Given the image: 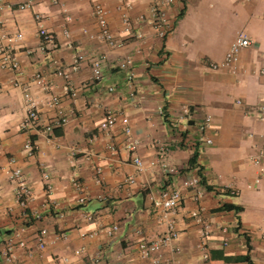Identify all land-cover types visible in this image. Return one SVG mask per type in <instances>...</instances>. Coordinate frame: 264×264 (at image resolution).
Segmentation results:
<instances>
[{"label":"crops","instance_id":"1","mask_svg":"<svg viewBox=\"0 0 264 264\" xmlns=\"http://www.w3.org/2000/svg\"><path fill=\"white\" fill-rule=\"evenodd\" d=\"M17 1L6 0L0 26L2 32L22 35L2 41L14 53L19 72L0 69V248L7 234L22 227L34 254L26 258L16 251V264H90L98 250L100 264H201L200 215L212 224L206 264H264L259 239L264 234V115L248 111L264 102V0H173L160 6L170 26L163 37L148 21H136L159 0H31L26 10H16ZM94 3L106 10L107 27L120 47L95 37ZM36 14L49 40L38 35ZM239 29L253 44L239 52L236 73L210 69ZM77 54L83 58L75 61ZM125 56L132 65L121 69L118 62ZM93 57L101 58L99 80L91 76ZM58 70L68 73V90ZM36 74L41 84L34 81ZM50 96L57 105L47 104ZM28 102L36 110L35 127L23 126ZM106 109L128 119L129 134L119 122L99 129ZM58 111L66 123L46 131ZM205 114L211 117L210 128L200 133ZM204 137L211 143L205 144ZM129 140L136 141L133 151L126 147ZM26 143L36 148L28 152ZM133 156L143 163L140 170ZM156 160L176 172L162 171L158 162L149 165ZM14 167L30 190L25 206L17 203L16 184L8 178ZM127 176L132 183L124 182ZM194 176L200 197L180 186ZM172 186L181 191L180 204L163 216L152 208V197ZM78 197L85 202L78 203ZM168 220L177 237L141 257L136 243L164 233ZM113 223L118 230L110 237L106 229ZM222 226L229 231L225 246ZM38 228L46 230L40 252L34 248ZM92 231L97 234L89 236ZM211 250L246 256L248 263L212 259Z\"/></svg>","mask_w":264,"mask_h":264},{"label":"built area","instance_id":"2","mask_svg":"<svg viewBox=\"0 0 264 264\" xmlns=\"http://www.w3.org/2000/svg\"><path fill=\"white\" fill-rule=\"evenodd\" d=\"M173 0H159L156 3H152L147 11V15H139L136 18V21H142L146 20L148 21L153 28L155 29L157 35L159 37L165 36L170 26L167 22V14L163 7V5L170 4ZM52 4H57L58 0H51ZM32 5L31 0H18L15 4L16 10H26L30 9ZM7 6L6 0H0V26L3 22L2 13L5 7ZM92 16L95 19V22L98 26V32L95 35V37L103 42L104 44L110 46V47H120L122 45L121 42H118L114 40L113 35L110 33L107 24H106V10L98 3H94L92 5L91 10ZM34 19L36 20L37 24V33L43 40H49V35L47 31L42 27L40 24V18L36 14L34 15ZM122 21L126 24L128 23V20L125 16H122ZM85 32V30H83ZM63 33L67 35V31L63 30ZM22 35L20 32H16L14 34H8L6 32H2L0 29V69H8L17 74L19 72V65L18 61L16 60V57L14 53L10 51V49L7 46L2 45V41L6 42H12L14 40L21 39ZM136 37H140V35H136ZM253 44V41L249 38V36L246 34V32L243 29H239L236 31L233 39L228 44L223 57L218 62H210L208 64L210 69L213 70H225L230 74L236 73V64L238 61V54L242 49L250 48ZM83 56L81 54H77L74 57L75 61H78L82 59ZM100 57H93L90 58V71L92 79L99 80L101 78V71H100ZM132 65V59L130 56H125L118 62V67L121 69H128ZM58 74H60L64 80H65V89L68 90V73L65 71H57ZM131 75L128 72L127 74V80L130 83ZM34 81L38 84H41L43 79L40 75L36 74L34 76ZM112 88L108 87L107 91H111ZM71 95H74L73 92L70 93ZM134 93L132 90L128 92V95L132 96ZM24 98L28 100V94L24 93ZM32 102H28V105L26 107V117L23 126L27 125L29 127H35V124L37 123V115L36 110L31 104ZM236 104H240L241 100L236 99ZM47 104L49 105H57L58 99L55 96H50ZM181 111L183 113L188 112V108L186 105L181 106ZM248 111L254 114H258L259 117H262L264 115V102H261L257 104L256 106L249 107ZM210 121L211 117L208 114H205L198 124V130L200 133H204L208 128H210ZM117 122L120 123L121 129L125 134H129V125H128V119L120 114H116L110 110H105L104 114L102 116V119L100 120L98 127L100 130H107L114 126ZM66 123V116L61 114V111H58V117L56 119H53L48 125L45 126V130L49 131L52 127L57 125H63ZM202 141L205 144H210L211 139L208 137H204ZM136 146L135 140H129L126 143V147L133 151ZM24 148L27 149L28 152H31L36 146L30 143H26L24 145ZM107 148L110 151H113L114 148L111 144L107 146ZM158 160L155 162H149V165L153 166L155 163H157ZM254 163H258L257 159H253ZM132 163L135 165L136 169L140 170L142 168V162L137 156L132 157ZM159 165L162 168V171H165L167 173L174 174L176 172V169L171 166H167L165 162H158ZM96 174L100 172L99 168H95ZM46 177V175H43ZM8 178L10 181L15 182L16 187L14 189V195L16 198V201L21 206H25L27 201L30 199L31 194L29 188L20 180L21 178V172L20 169L17 167H14L8 171ZM124 182L126 183H132L133 178L131 176H127L124 179ZM73 184L76 186V188H80V185L77 181H73ZM180 186L183 188H191L194 191L195 197H200L202 194V188L200 187L199 180L197 177H191L188 179H182L180 182ZM250 187V185H247ZM47 191L50 190V186L46 185ZM229 194H234V190H230ZM180 198H181V191L179 187L172 186V187H164L161 188L156 196L152 197V208L162 213V215H167L168 213L173 212L177 209L178 205L180 204ZM78 203L85 202L84 197H78L77 199ZM91 215H87L86 219H91ZM196 220L199 223V231H198V243L197 248L200 251V260L201 264H206L208 261V254L205 250L206 241L208 237L210 236L212 232V224L207 219H203L202 216L198 215L196 216ZM118 230V225L113 223L109 226H107L106 234L110 237H113ZM220 231L223 233V239L221 241V245L225 246L228 243V235L229 231L227 226L220 227ZM242 232V231H241ZM244 233V232H242ZM97 233L92 231L89 233V236L96 235ZM45 235L46 230L45 228H38L35 233L34 238V248L37 251H42L45 247ZM178 235V232L174 226V223L172 220H168L166 222V230L164 233L160 234L156 238L152 240H139L136 245L138 252L141 257H149L151 253L156 252L163 246L169 245ZM260 242L262 246V252L264 254V234H261ZM21 250L23 251V254L26 258H32L34 254V250L31 248V246L28 245L27 241L22 236V227L14 229L11 233L7 234L5 238L3 239L2 246L0 248V264H16L17 262V256L16 251ZM80 251L75 250L74 253L78 254ZM102 258V253L98 250L90 259V264H100ZM63 261H66L65 258H63ZM155 262V259H152V263Z\"/></svg>","mask_w":264,"mask_h":264},{"label":"trees","instance_id":"3","mask_svg":"<svg viewBox=\"0 0 264 264\" xmlns=\"http://www.w3.org/2000/svg\"><path fill=\"white\" fill-rule=\"evenodd\" d=\"M230 206H232V205H229V207ZM224 207H226V206H224ZM232 208H234L236 211L239 210V207L238 206H232ZM209 254H210V257L212 259L221 260L223 262H230V261L241 260V261H244V262L248 263V260H247L246 256H229V255H224L221 250H211L209 252Z\"/></svg>","mask_w":264,"mask_h":264},{"label":"rangeland","instance_id":"4","mask_svg":"<svg viewBox=\"0 0 264 264\" xmlns=\"http://www.w3.org/2000/svg\"><path fill=\"white\" fill-rule=\"evenodd\" d=\"M263 234V233H262Z\"/></svg>","mask_w":264,"mask_h":264}]
</instances>
